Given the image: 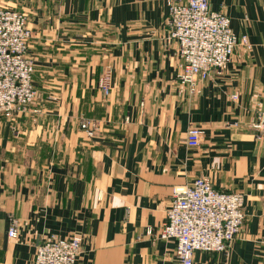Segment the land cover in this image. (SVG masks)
<instances>
[{
	"label": "crops",
	"instance_id": "crops-1",
	"mask_svg": "<svg viewBox=\"0 0 264 264\" xmlns=\"http://www.w3.org/2000/svg\"><path fill=\"white\" fill-rule=\"evenodd\" d=\"M0 2L27 12L36 90L27 111L0 117V264H33L39 243L75 234L74 264H177L176 241L158 229L174 189L199 177L243 193L246 219L226 252L197 251L194 264H264V140L252 128L264 98V0H210L252 48H237L196 96L178 79L167 0ZM196 126L204 133L191 147Z\"/></svg>",
	"mask_w": 264,
	"mask_h": 264
},
{
	"label": "built area",
	"instance_id": "built-area-1",
	"mask_svg": "<svg viewBox=\"0 0 264 264\" xmlns=\"http://www.w3.org/2000/svg\"><path fill=\"white\" fill-rule=\"evenodd\" d=\"M167 5L169 37L177 42L182 60L178 79L192 95H200L203 81L225 71L237 48L251 50L252 44L247 35L233 32L227 14L211 9L210 0H167ZM32 37L25 11L0 7V117L10 119L27 111L36 97L35 62L28 54ZM99 85L105 95L111 93L110 73ZM232 97L237 99L238 94ZM252 128L264 140V98ZM81 129L94 136L96 123L83 118ZM203 133L201 127H191L188 145L199 146ZM244 206L243 193L219 191L208 178H196L191 185L174 189L166 220L158 229L159 238L176 241L177 264H194L197 251L226 252L243 230ZM148 233L153 234V229ZM9 236L17 237L16 226L10 228ZM82 243L78 234L46 239L38 244L33 264H74Z\"/></svg>",
	"mask_w": 264,
	"mask_h": 264
},
{
	"label": "rangeland",
	"instance_id": "rangeland-1",
	"mask_svg": "<svg viewBox=\"0 0 264 264\" xmlns=\"http://www.w3.org/2000/svg\"><path fill=\"white\" fill-rule=\"evenodd\" d=\"M21 4V2H19ZM7 6L8 7V3L5 2H0V7H4ZM26 12V11H25ZM27 13V12H26Z\"/></svg>",
	"mask_w": 264,
	"mask_h": 264
}]
</instances>
